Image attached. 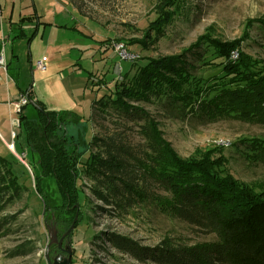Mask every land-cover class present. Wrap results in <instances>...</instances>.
<instances>
[{"label": "rangeland", "instance_id": "rangeland-1", "mask_svg": "<svg viewBox=\"0 0 264 264\" xmlns=\"http://www.w3.org/2000/svg\"><path fill=\"white\" fill-rule=\"evenodd\" d=\"M25 1L0 0L2 29L7 31L9 25L23 21L25 16H20V11L28 12ZM38 16L40 30L31 48L37 54H46V64L56 58V63L65 65L61 68L66 71L60 76L69 101L60 106L82 117V121L68 125L69 135L79 142H89L96 134L119 135L129 145L142 144L138 124L125 122L112 110L103 114L92 109V102L110 92L114 80L132 65L131 75L147 59L181 54L200 43H235L239 51L264 65V28L260 22H264V0H31V20ZM37 23L31 21V35ZM9 43L0 39L2 53L9 50ZM120 43L138 56L134 60L123 58L116 50ZM239 51H233V59L239 57ZM21 71L25 72L22 79L31 78L32 83L36 72L33 75L32 69L30 72L25 67ZM4 72L0 71L1 77ZM198 72L205 77L213 74ZM4 80L0 78V84H5ZM133 104L158 119V130L183 159L210 157L219 162L217 171L222 176H231L257 192L264 191V165L249 162L236 146L242 139H264V124L237 119L204 123L198 118L171 117L158 101ZM25 109L30 119L39 118L34 104ZM13 127L18 133V126ZM0 131L4 132L1 125ZM20 132L15 151L9 146L11 134L4 132L11 141L7 145L0 134V155L13 163L21 188L18 198L0 213V264H48L45 257L50 228L55 225L62 236L76 216L77 223L64 237L67 243L63 246L72 248L71 264H157L152 258H137L114 247L106 237L110 232L143 248H154L166 238L189 245L214 239L213 234L152 202L125 211L105 204L96 199L91 182L84 177L79 181L84 195L81 206H70L69 210L58 207L62 195L56 179L50 176L41 181L43 195L35 176L41 171L39 157L29 149L22 128ZM21 148L27 150L26 162L31 170L16 156ZM87 156L88 151L83 157Z\"/></svg>", "mask_w": 264, "mask_h": 264}, {"label": "trees", "instance_id": "trees-1", "mask_svg": "<svg viewBox=\"0 0 264 264\" xmlns=\"http://www.w3.org/2000/svg\"><path fill=\"white\" fill-rule=\"evenodd\" d=\"M238 49L235 43H200L181 54L147 59L131 75L132 65L117 77L110 92L93 101V113L112 110L125 122L138 124L143 140L139 146L119 135L93 134L89 142L75 141L68 125L82 117L30 99L39 118L24 114L29 102L19 120L29 149L39 157V186L44 178L54 177L62 195L58 207L69 210L82 204L79 181L84 177L96 199L116 209L152 202L214 235L198 244L166 238L154 248H143L123 235L106 234L114 247L137 258L149 257L157 264H264V191L222 176L219 162L210 157L183 159L158 130V119L133 104L158 101L171 117L204 123L237 119L264 124V65ZM233 51H239L237 59ZM198 70L213 74L205 77ZM236 146L249 162L264 165V139L254 136ZM17 179L13 163L0 155V213L21 193ZM39 188L44 195V187ZM58 251L54 244L50 257Z\"/></svg>", "mask_w": 264, "mask_h": 264}, {"label": "crops", "instance_id": "crops-1", "mask_svg": "<svg viewBox=\"0 0 264 264\" xmlns=\"http://www.w3.org/2000/svg\"><path fill=\"white\" fill-rule=\"evenodd\" d=\"M24 7L28 9V12L25 14L24 10L20 11V16H25L23 17L24 19L22 18L23 21H20L18 25L15 24V26L9 25L6 31L5 28L2 29L1 20L0 32V39L2 41L8 40L10 42L9 44H11L9 50H6L4 55L8 67L7 72H4L2 77L0 74V78L6 81L5 84H0V125L7 136L11 134L12 129H14L13 126H18L19 138L21 127L19 117L15 115L17 113L14 110V103L20 99L22 94L29 93V99L42 101L49 109L53 110H61L60 104L63 105L65 101H69V98L66 97V87L61 84L62 78L60 76L62 74L64 75L66 71H63L61 68L65 65L56 63V58H52L49 59L50 63H47L46 71H41L35 66L38 60L47 61L45 58L46 54H37L36 49L31 48L33 39L40 30L39 21L41 16H38L39 19L33 18L31 20V0H26ZM34 13L36 14V12ZM33 20L38 23L34 27V33L31 35V21ZM24 67L28 68L30 72L32 69L33 75L36 72L32 83L31 78L26 79V81L22 79L24 78L25 72L23 71L22 73L21 69ZM10 70L13 75L10 73ZM25 111L26 109H24V114L26 115ZM4 132L0 131V134L7 145L12 140L9 141L7 136L4 135ZM19 138L17 137L14 140L16 150V141Z\"/></svg>", "mask_w": 264, "mask_h": 264}, {"label": "built area", "instance_id": "built-area-1", "mask_svg": "<svg viewBox=\"0 0 264 264\" xmlns=\"http://www.w3.org/2000/svg\"><path fill=\"white\" fill-rule=\"evenodd\" d=\"M116 50L119 51V54H121V56L123 58H126V59L134 60L138 56V55H136L134 53L128 52L122 43L117 45ZM4 55H5L4 53H2V52L0 53V71L4 70L5 72H7V68L8 67H7V63H6ZM35 66H36L37 69H39L41 71H46L47 70V64L43 60L36 61ZM29 102H30V99H29L28 95L27 94H22L20 99L17 102L14 103L15 112L17 114L20 113L21 110H22V107L25 106L26 104H28ZM11 138H12V142H11L12 144L9 145V146L12 148L13 151H15L14 140L17 138V133H16L15 129H12V131H11ZM16 156L19 157V159L22 160L24 163H26V165L31 170L30 165H28V163L26 162L27 153L25 151H23V152H21L19 154H16Z\"/></svg>", "mask_w": 264, "mask_h": 264}, {"label": "water", "instance_id": "water-1", "mask_svg": "<svg viewBox=\"0 0 264 264\" xmlns=\"http://www.w3.org/2000/svg\"><path fill=\"white\" fill-rule=\"evenodd\" d=\"M76 219H77V216L75 217V220L73 224L71 225V227L69 228V230L60 239H59V234L56 229V226L54 225L52 228H50V238L51 239L48 244L47 252H46V259L48 261V264H71L73 251H72L71 246L63 247V240H64V237L67 234H69L70 231L75 227ZM53 244H58L60 248L63 247L64 252H58V254L55 257L50 258L49 249H50V246Z\"/></svg>", "mask_w": 264, "mask_h": 264}, {"label": "flooded vegetation", "instance_id": "flooded-vegetation-1", "mask_svg": "<svg viewBox=\"0 0 264 264\" xmlns=\"http://www.w3.org/2000/svg\"><path fill=\"white\" fill-rule=\"evenodd\" d=\"M63 236V235H62ZM62 236L61 235H59V239L60 238H62ZM67 243V240L66 239H64V241H63V246H65V244ZM57 246H58V248H59V251L58 252H64L63 251V247L62 248H60V246L58 245V244H56Z\"/></svg>", "mask_w": 264, "mask_h": 264}]
</instances>
